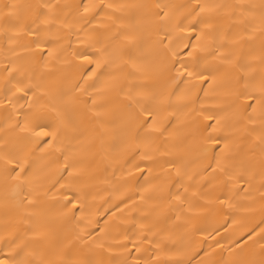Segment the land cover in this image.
<instances>
[{"label":"snow or ice","instance_id":"1","mask_svg":"<svg viewBox=\"0 0 264 264\" xmlns=\"http://www.w3.org/2000/svg\"><path fill=\"white\" fill-rule=\"evenodd\" d=\"M147 7L114 4L110 0H14L3 5L0 32L7 36L10 46L17 45L29 52L33 63L42 62V69L47 71L37 73L35 67L31 71L21 69L11 61L3 66L7 75L0 84V127L8 131L0 136V182L10 189L16 207L37 209L40 193L50 180L45 170L49 165L42 162L61 153L62 166L58 157L54 162L58 171H67L71 177L77 161L70 146L72 141H79L83 119L90 114L101 127L107 123L111 128L118 157L134 146L141 161L160 166L157 183L145 191L158 193V199L166 201V211L175 213V221L183 222L177 225L184 229L181 241L199 237L191 254H185L181 248L182 258L162 264H264V218L240 233L239 238L226 234L216 239L222 229L227 233L226 222L201 227L193 224L198 217L207 224L215 214L223 215L225 209L248 210L240 200H254V192L264 200V40L260 43V55L254 57L258 66L249 59L252 52L243 50V42L246 38L252 40L254 33L264 37V4L259 6L258 17L257 6L243 3L206 4L189 0L174 4L157 0L155 11L145 17L142 11ZM126 10L134 11L125 15ZM225 17L243 25L244 32L225 31L221 26ZM25 37L27 41L21 43ZM10 50L15 52V48ZM205 53L238 72L236 82L242 87L228 93L233 97L229 107L243 109L238 115L251 126L245 128L249 135L258 132V159L254 153L238 149L232 138L216 135L225 127L223 118L216 114L204 115L208 123L199 130V157L206 161L202 166L193 168L183 157L163 161L155 158L171 155L167 139L156 142L168 131L162 127V113L172 107L174 94L155 84L126 85L124 81L150 68L161 73L174 72L170 79L190 85L187 91L198 84L211 85L215 76L209 70ZM101 62L113 69L109 79L101 88L86 87ZM61 65L95 68L88 73L81 71L79 79L72 81ZM89 88H94V92ZM112 92L122 96L124 103L118 119L105 120L108 105L98 101ZM95 139L93 128L89 147ZM37 152L43 155L37 156ZM135 168L143 171L139 163ZM172 180L179 185L175 192L169 190ZM48 191H43V195L47 196ZM86 197L87 193L77 192L76 198L65 194L58 201L65 209L58 226L44 220L23 235L14 233L6 241V250L0 249V264H106L103 256L105 252L111 253L112 246L93 235L95 221ZM163 211L149 225L141 226L131 248L127 243L119 244L123 249L121 258H110L107 264H161L159 253L166 251L161 244L168 238L159 227ZM36 214L29 213L28 218ZM100 231L106 238V229ZM146 244L153 249L150 259L135 256L130 260L125 255L141 253Z\"/></svg>","mask_w":264,"mask_h":264},{"label":"bare ground","instance_id":"2","mask_svg":"<svg viewBox=\"0 0 264 264\" xmlns=\"http://www.w3.org/2000/svg\"><path fill=\"white\" fill-rule=\"evenodd\" d=\"M12 2L14 0H0V9L3 8L4 4ZM18 2H25V0H18ZM30 2L35 3L36 0H30ZM110 2L114 4L148 5L149 7L143 9L142 15L150 17L151 13L155 11L154 5L157 0H110ZM160 2L183 4L188 3L189 0H160ZM200 2L206 4L231 5L243 3L255 5L257 6L255 9L257 17L259 16V6L264 4V0H200ZM128 11L134 10H126L124 14L127 15ZM221 26L225 31L244 32L243 25L235 24L226 17L221 20ZM27 39L25 37L21 43L26 42ZM72 40L74 42L75 37H72ZM262 40H264V37L256 32L252 40L246 38L243 42V50L252 52L253 56L249 59H252V62L257 66L258 60L254 57L260 55ZM191 42L195 43L196 41L191 39ZM73 47H76L75 43H73ZM12 48H15V52L10 50ZM81 50L86 49L82 48ZM210 51L212 50L210 49ZM204 55L207 56L211 74L215 76V82L211 85L198 84L196 88L187 91L190 85L181 80L173 82L170 79V76H175L174 72L171 74L161 73L150 68L138 73L135 78L124 81L126 85L155 84L167 88L169 93L174 94L171 97L172 107L162 113V127L168 131L160 141L156 142L160 144L164 139H167V151L171 155L156 156L155 158L163 161L183 157L187 162H191L193 168L202 166L206 161H201L199 157V130L203 128L204 124L208 123L203 119L204 115L216 114L223 118L222 124L225 125L216 135L232 138L238 149L242 148L249 154L254 153L258 159L260 149L255 146L258 132L249 135L245 128L251 126L247 124L242 115H238V113L243 112V109L238 106L229 107L233 97L229 96L228 93L242 87L236 82L238 72L233 70L231 66L223 64L220 59L214 58L208 53ZM10 61L21 69L31 71L35 67L37 73L47 71L42 69V62L33 63L29 52H25L17 45L10 46L7 36L0 32V84H2L4 76L7 75L2 71L3 66ZM59 67L72 81H75L79 79L81 71L88 73L95 68V65H88L83 69L69 68L67 65ZM216 69H219V71H216ZM95 71L96 76L88 80L86 87L88 85H94L95 88L103 87L113 69L101 62V66L96 68ZM85 79H87V76ZM89 91L94 92V88H89ZM98 102H105L108 105L106 109L108 115L104 117L105 120L118 119L120 109L124 103L122 96L112 92ZM2 124L3 120L0 118V125ZM93 128L96 129V139L94 145L89 147L90 132ZM7 131V129L0 127V136H3ZM115 142L112 130L107 123L101 127L99 122L90 118V114L86 116L81 124L79 141H72L70 146L75 150L73 154L74 159L77 161L76 170L73 171L71 177H69L67 171H58V166L54 162L55 159L59 158L60 166L63 163V156L59 152L55 153L53 157H47L42 163L49 165L45 170L50 180L41 191L39 207L35 210L16 207L11 198L10 189H6L4 184L0 182V249L6 250V241L14 233L18 232L23 235L27 229L44 220L58 226L61 222L60 214L65 211L58 201H62L65 194L76 198L77 192H79L87 193L88 210L92 214L91 218L95 221L93 235L101 237L103 243L112 246L110 254L104 253L103 258L106 264L110 258L112 260L121 258L123 249L119 247V244L127 243L131 248L132 241H135L142 231L141 226L149 225L162 210L165 211L159 216V227L164 229L165 236L168 238L161 244V247L166 249L165 252L159 253L161 264L165 260L182 258L179 254L181 248L185 249V254H191V250L197 247L195 241L199 237L187 238L181 241L180 237L184 229L182 226L177 227V225H182L183 222L175 221V213L166 211V201L159 200L158 193L145 191V189H149L150 186L157 183L155 178L161 172L160 166L153 165L151 161H141L134 146L126 155L118 157L113 148ZM143 150L141 149V151ZM40 155H43V153L37 152V156ZM137 163L141 165L143 171L136 170L135 165ZM149 168H151V171H149ZM57 180H59V183H55ZM52 184H55V186L52 187ZM61 184L65 187L61 188ZM49 188L50 191H48ZM177 188H179V185L176 184L175 180L169 182L170 191L175 192ZM43 191H48V195L44 196ZM253 195L255 196L254 200H240V203L245 204L248 210L225 209L223 215L215 214L208 220L207 224L203 222L201 217H198L193 224L196 227H201L215 224L217 221L220 223L226 222L227 233L222 229L221 236H217L216 239H221L226 234L239 238L240 233L256 226L264 218V200H261L255 192ZM141 196L144 197L143 200ZM125 204H128L129 207L126 208ZM31 212L37 214L28 218ZM169 216L172 219H168ZM101 229H106V238L104 233L100 231ZM67 235L71 236L72 233L68 231ZM125 237L128 239H125ZM221 242L231 243L230 240H222ZM125 255H129L130 260L135 256H140L142 260H148L153 255V249L146 244L141 253L133 251L131 254L125 253ZM225 255L227 254L225 253ZM0 258H3V253H0Z\"/></svg>","mask_w":264,"mask_h":264}]
</instances>
